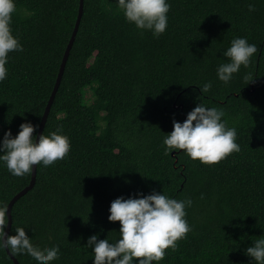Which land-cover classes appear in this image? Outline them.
Listing matches in <instances>:
<instances>
[{
    "label": "trees",
    "instance_id": "trees-1",
    "mask_svg": "<svg viewBox=\"0 0 264 264\" xmlns=\"http://www.w3.org/2000/svg\"><path fill=\"white\" fill-rule=\"evenodd\" d=\"M168 2L167 28L155 37L128 23L116 0H84L43 132L67 137L70 152L55 166L37 165L34 188L12 211L10 235L23 227L34 247L59 246L51 264H93L88 238H119V222L108 220L111 202L153 191L192 201L191 231L159 264H256L246 249L264 238V0ZM80 3L15 0L11 28L23 51L9 54L0 82V140L6 131L15 137L25 122L37 137ZM236 37L258 51L225 84L216 69ZM205 82L212 87L201 92ZM198 103L221 109L237 132L240 150L214 165L182 150L165 154L173 120L183 122ZM31 179L32 172L13 176L0 162L7 222L10 201ZM13 254L20 264H35ZM0 264H15L5 248Z\"/></svg>",
    "mask_w": 264,
    "mask_h": 264
},
{
    "label": "clouds",
    "instance_id": "clouds-1",
    "mask_svg": "<svg viewBox=\"0 0 264 264\" xmlns=\"http://www.w3.org/2000/svg\"><path fill=\"white\" fill-rule=\"evenodd\" d=\"M125 20L138 30L162 35L168 25V0H116ZM16 10L15 0H0V82L8 76L6 65L11 52H22L23 46L13 35L11 21ZM254 6L249 5V11ZM257 45L246 38L236 37L223 52L226 62L216 69L219 81L227 84L241 66L247 68L257 53ZM211 82H205L201 92H207ZM224 112L217 107L198 103L183 122L173 120V130L164 136L165 154L182 150L192 160L214 165L233 152L240 150L236 142L237 132L222 119ZM36 126L31 122L20 124L18 134L4 133L0 140V162L13 176L22 177L33 171V166L48 168L68 157L70 144L59 134L41 135L37 142ZM191 199L171 198L163 192L136 194L125 199L118 197L110 204L108 220L119 222V238L110 241L90 236L86 246L92 249L93 264H159L166 250L175 251L177 242L191 231L186 219V208ZM6 209L0 206V249L8 248L20 256H28L35 264H51L59 258V246L34 247L26 237L23 227H17L14 235H7ZM247 256L264 264V238L254 241L246 249Z\"/></svg>",
    "mask_w": 264,
    "mask_h": 264
},
{
    "label": "water",
    "instance_id": "water-1",
    "mask_svg": "<svg viewBox=\"0 0 264 264\" xmlns=\"http://www.w3.org/2000/svg\"><path fill=\"white\" fill-rule=\"evenodd\" d=\"M83 14H84V0H81L80 9H79L77 21H76V24H75V27H74V31L72 33V36H71L70 41H69V44H68L67 49L65 51V54H64L61 66H60V71H59V74H58V77H57V80H56V84H55L54 90L52 92V95L50 97V100H49L48 105H47V107L45 109V112H44V115H43V118H42V121H41V124H40V128H39V131H38V135H37V142H38L39 137L41 135H43V132H44V129H45V126H46V123H47V120H48V117H49V114H50V111H51V108H52V105H53V102H54V99H55V96H56V94H57V92L59 90V87L61 85V82H62V79H63V75H64V72H65V69H66V65H67L68 59L70 57V53H71L72 47H73V45L75 43L76 36L78 34V31H79V27H80V24H81V20H82ZM33 168L34 169L32 171V179H31V182H30L29 186H27L25 189H23L21 192H19L17 195H15L13 197V199L10 201V203H9V205L7 207L8 224H7V227H6V230H5L7 235H10L11 229H12V225H13L12 211H13L14 205L16 204V202L19 199H21L30 190H32L34 188L35 184H36L37 166H33ZM5 249H6L7 253H8V255L13 260V262L15 264H20L19 261L17 260V258L11 252V250H9L8 248H5Z\"/></svg>",
    "mask_w": 264,
    "mask_h": 264
},
{
    "label": "rangeland",
    "instance_id": "rangeland-1",
    "mask_svg": "<svg viewBox=\"0 0 264 264\" xmlns=\"http://www.w3.org/2000/svg\"><path fill=\"white\" fill-rule=\"evenodd\" d=\"M88 98H89L90 101L93 100V97H92V95H91L90 92H89V94H88ZM1 133H2V129H1V127H0V135H1Z\"/></svg>",
    "mask_w": 264,
    "mask_h": 264
}]
</instances>
